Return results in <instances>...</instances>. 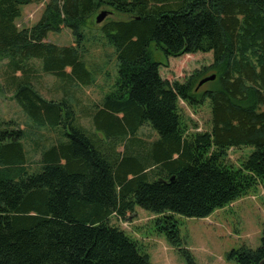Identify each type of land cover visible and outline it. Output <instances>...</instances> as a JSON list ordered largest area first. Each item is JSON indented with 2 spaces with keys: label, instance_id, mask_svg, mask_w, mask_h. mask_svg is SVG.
Masks as SVG:
<instances>
[{
  "label": "trees",
  "instance_id": "obj_1",
  "mask_svg": "<svg viewBox=\"0 0 264 264\" xmlns=\"http://www.w3.org/2000/svg\"><path fill=\"white\" fill-rule=\"evenodd\" d=\"M43 1L0 0V113L7 93L31 121L0 117V264H150L110 223L135 207L155 215V229L192 264L175 216L206 218L258 185L264 193V0H47L34 25L18 27L22 7ZM102 8L126 17L99 28L117 76L107 95L80 108L70 90L95 81L84 57L98 40L86 25ZM63 28L71 45L47 41ZM152 46L166 59L211 53L212 63L170 83ZM208 73L215 78L199 93ZM40 74L60 82L59 99L41 96ZM205 100L209 131L188 133L179 101ZM243 146L254 151L227 164L229 150ZM227 259L260 264L264 231L257 249Z\"/></svg>",
  "mask_w": 264,
  "mask_h": 264
},
{
  "label": "rangeland",
  "instance_id": "obj_2",
  "mask_svg": "<svg viewBox=\"0 0 264 264\" xmlns=\"http://www.w3.org/2000/svg\"><path fill=\"white\" fill-rule=\"evenodd\" d=\"M46 1L22 7V14L16 21L18 27L27 28L34 25L42 14ZM101 10L107 9L102 8ZM109 18L114 21L126 19L125 16L118 14H113ZM100 25L91 24L90 20L86 25V31L98 40V43L88 45L89 53L84 57L87 68L96 74L95 81L91 86L72 87L70 90V94L73 95L80 108L88 107L107 95L117 76L114 49L99 39ZM47 41L58 46H69L73 43V37L68 29L63 28L59 33H49ZM150 49L154 59L161 63V78L170 83L175 81L182 83L194 70H199L204 66L208 67L212 63L211 53L166 59L160 51L154 50L153 46ZM3 64L4 62H0V79ZM211 74L208 73L206 77H215L214 74ZM210 82L201 87L196 84L198 92L201 93L210 87ZM59 83L53 76L40 74L34 84L44 98L59 99L62 96L61 90L57 89ZM179 109L187 125L188 133L209 131L210 107L208 100L193 107L179 101ZM0 117L7 121L18 122L21 127L31 124L23 110L7 93L2 96ZM81 121L84 127L91 128L89 120L82 119ZM46 130L48 129H42L43 136H55L53 133H47ZM141 132L144 134V138L151 134L152 141L158 138L157 134L155 132L152 134L148 128H143ZM253 151L254 148L248 146L231 149L227 155V164L235 166L247 159ZM155 218V215L140 207H135L133 213L128 214L126 220L112 217L110 223L123 230L137 244L140 251L148 255L150 264H189L180 255L177 248H173L167 243L164 234L155 229ZM175 220L182 239L181 248L189 253L192 264H236L227 259V254L241 247L255 250L260 246L264 231V193L261 186L258 185L247 195L224 208L215 210L206 218L187 219L175 216Z\"/></svg>",
  "mask_w": 264,
  "mask_h": 264
},
{
  "label": "water",
  "instance_id": "obj_3",
  "mask_svg": "<svg viewBox=\"0 0 264 264\" xmlns=\"http://www.w3.org/2000/svg\"><path fill=\"white\" fill-rule=\"evenodd\" d=\"M111 15H113V12L108 11V10H101L98 14H96L93 18V23L100 25L102 24L107 18H109ZM214 76H209V77H205L203 78L199 83H198V87H201L202 85H204L207 82L213 81L214 80ZM172 181V179L170 180ZM260 264H264V259L260 262Z\"/></svg>",
  "mask_w": 264,
  "mask_h": 264
}]
</instances>
